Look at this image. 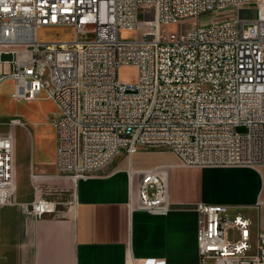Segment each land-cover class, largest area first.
I'll use <instances>...</instances> for the list:
<instances>
[{"label":"built area","instance_id":"built-area-1","mask_svg":"<svg viewBox=\"0 0 264 264\" xmlns=\"http://www.w3.org/2000/svg\"><path fill=\"white\" fill-rule=\"evenodd\" d=\"M222 12L232 15L215 19ZM206 14L214 19L201 24ZM59 25L72 26L74 38L38 39L40 26ZM0 61L13 63L0 85L12 79L14 99L45 92L58 104L55 165L74 181L145 145L165 147L188 166L264 165V0H0ZM123 65L138 68L135 82L119 78ZM14 173V135L0 130V207L10 202ZM128 174L130 207L166 214L164 171ZM58 205L37 193L29 211L43 217ZM196 209L200 264H264L261 217L238 205ZM126 264L165 261L129 252Z\"/></svg>","mask_w":264,"mask_h":264},{"label":"crops","instance_id":"crops-1","mask_svg":"<svg viewBox=\"0 0 264 264\" xmlns=\"http://www.w3.org/2000/svg\"><path fill=\"white\" fill-rule=\"evenodd\" d=\"M40 150L37 140L20 150L28 165L19 164L14 196L0 207V264H126L129 252L165 264H200L197 203L238 205L254 220L264 221V206L261 211L253 207L264 201L263 164L188 166L175 154L163 153L156 167L164 171L170 207L166 214H152L130 207L133 187L126 159L74 181L60 175L55 165V127L53 160L43 161ZM47 164L53 166L52 174L41 177L60 190L43 196L57 199L58 211L36 217L17 193L27 169L46 171Z\"/></svg>","mask_w":264,"mask_h":264},{"label":"rangeland","instance_id":"rangeland-1","mask_svg":"<svg viewBox=\"0 0 264 264\" xmlns=\"http://www.w3.org/2000/svg\"><path fill=\"white\" fill-rule=\"evenodd\" d=\"M232 15L230 12H222L215 19H222ZM214 19L213 15L206 14L200 19L201 24L209 23ZM187 25L189 27L195 26L191 19ZM184 25H181L183 29ZM177 25H170L169 30H176ZM75 32L72 26H40L37 31L38 39L43 41L53 40H71L74 38ZM136 33L134 31H122L121 37L126 39L134 38ZM89 37H93L90 34ZM13 71L12 62L0 61V74L9 75ZM138 77V68L134 65H123L119 69V78L125 82H135ZM14 91V81L7 79L0 85V130L2 132L12 131L14 135L15 144V172L18 170L20 163L25 162L28 165V156L26 159L20 154V150L25 147L30 149L33 142L39 141L41 147V154L43 161L53 160L54 148V117L59 112L58 104L45 92L38 95L33 100H16L12 97ZM18 120V123H13L12 120ZM238 131L244 130V127H238ZM163 153H170L172 151L162 146L145 145L141 146L138 152L132 156L125 153L118 154L105 168L115 163L118 160L126 159L129 163V169L141 168H155L159 161L158 157ZM49 163V162H46ZM37 167V166H36ZM46 171H39L37 168L35 172L27 169L24 176V185L20 189L17 188V200L23 202L30 208L34 201L36 194L41 193H58L60 186L51 180H44L45 175L52 174L53 166L47 164L44 166ZM102 169V170H103ZM100 170V171H102ZM15 189V188H14ZM14 195H12L13 198ZM11 198V200H12ZM253 214L252 210H249Z\"/></svg>","mask_w":264,"mask_h":264},{"label":"bare ground","instance_id":"bare-ground-1","mask_svg":"<svg viewBox=\"0 0 264 264\" xmlns=\"http://www.w3.org/2000/svg\"><path fill=\"white\" fill-rule=\"evenodd\" d=\"M55 68H62V60H55ZM13 123H18V120H16V119H14V120H12V124ZM13 188V193H14V180H13V186H12ZM13 195V194H12ZM12 198V197H11ZM10 202H11V199H10ZM9 202V203H10Z\"/></svg>","mask_w":264,"mask_h":264}]
</instances>
